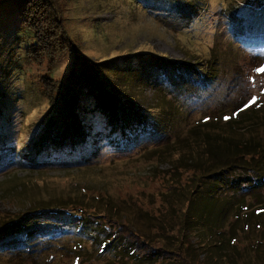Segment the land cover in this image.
<instances>
[{
	"label": "trees",
	"instance_id": "1",
	"mask_svg": "<svg viewBox=\"0 0 264 264\" xmlns=\"http://www.w3.org/2000/svg\"><path fill=\"white\" fill-rule=\"evenodd\" d=\"M5 3L19 8L23 26L33 33L28 53L35 62H54L66 51L70 39L58 0ZM258 17L264 19V14ZM139 58L177 72L191 68L187 62L161 56ZM106 65L77 56L65 84L49 82L51 110L38 139L28 146L31 161L21 157L18 167L34 173L48 169L56 165L49 160L52 148L76 153L89 146L95 129H109L122 144L131 136L129 116H136L140 125L153 119L102 79L112 72L103 70ZM239 100L233 110L203 118L173 141L135 157L150 164L153 176L158 170L153 156L169 164L164 179L170 186L160 192L159 204L152 200L154 195L148 203L111 195L93 182L102 184L97 176L84 185H72L61 197L50 194L42 199L33 182L5 191L3 199L9 205L21 206L0 210V254L16 264H38L43 251L63 247L55 241L61 228L78 237L73 264H264V101L249 105ZM84 157L75 164H84ZM114 160L106 168L114 166ZM26 191L32 194L23 197Z\"/></svg>",
	"mask_w": 264,
	"mask_h": 264
},
{
	"label": "rangeland",
	"instance_id": "2",
	"mask_svg": "<svg viewBox=\"0 0 264 264\" xmlns=\"http://www.w3.org/2000/svg\"><path fill=\"white\" fill-rule=\"evenodd\" d=\"M58 1L70 42L56 61L39 64L28 53L34 36L23 26L19 8L11 9L0 0L1 211L21 206L14 208L3 199L5 191L21 182H33L36 195L43 199L50 194L65 196L67 188L96 176L102 184L93 182L111 195L131 196L137 203H148L154 195L152 200L159 204L160 192L170 186L164 179L169 164L153 156L158 165L153 176L150 164L137 160V155L173 141L203 118L233 110L239 99L249 105L264 101V19L258 17L264 14V0ZM139 55L187 62L191 68L177 72L145 64ZM77 56L108 63L103 70L112 72L102 79L154 120L140 125L136 116H129L131 136L122 144L109 129H95L89 146L76 153L52 148L49 160L56 165L48 169L34 173L18 167L21 157L31 161L28 146L38 139L51 110L47 85L65 84ZM83 157L87 158L84 164L76 165ZM113 158L114 166L106 168ZM87 166L89 170H84ZM45 184L49 185L46 190L39 189ZM28 193L32 194L26 191L22 196ZM57 230L55 241L63 247L43 251L36 258L38 264H73L78 237L73 231ZM0 263L16 264V260L0 254Z\"/></svg>",
	"mask_w": 264,
	"mask_h": 264
}]
</instances>
